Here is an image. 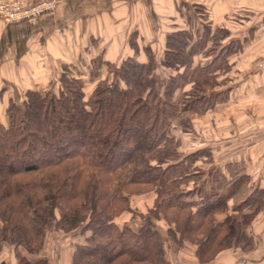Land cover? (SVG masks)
<instances>
[{"label": "trees", "instance_id": "1", "mask_svg": "<svg viewBox=\"0 0 264 264\" xmlns=\"http://www.w3.org/2000/svg\"><path fill=\"white\" fill-rule=\"evenodd\" d=\"M132 35L129 46L137 55ZM194 38L186 29L165 35L159 62L151 45L142 47L146 61L90 60L85 66L95 85L89 96L79 74L66 76L70 68L63 65L57 91L28 90L21 105L8 101L6 125L0 121V248L12 247L17 264H32L18 249L41 252L52 224L57 233L88 234L72 264H171L153 223L160 220L178 246H197L203 264L232 247H252L246 230L264 207V190L219 221L248 176L224 177L223 184L210 173L208 191L207 181L200 182L204 173L194 167L200 155L183 156L171 135L172 126L193 128L185 115L215 96L207 95L217 85L214 61L194 66L209 40ZM100 64L112 78L99 79ZM158 66L175 72L165 86L157 81ZM188 85L178 106L176 89ZM147 192L155 194L152 208L132 212L129 198ZM124 212L141 219L139 227L118 226Z\"/></svg>", "mask_w": 264, "mask_h": 264}, {"label": "rangeland", "instance_id": "2", "mask_svg": "<svg viewBox=\"0 0 264 264\" xmlns=\"http://www.w3.org/2000/svg\"><path fill=\"white\" fill-rule=\"evenodd\" d=\"M161 1L162 3L155 8V12L164 14L163 17L167 23L162 24L160 21L156 25L158 22L156 19L154 26L161 28L151 31V37L146 40V43L151 42L156 60L159 62L162 56L165 35L186 29L193 32L195 36L193 43L199 40L203 42L202 39L209 40L206 47L202 48L201 54L195 57L194 66L198 64L206 66L213 60V66L218 68L215 73L217 85L214 90L207 92V95H210L214 91L215 96L209 97L208 102L202 107H197V113L190 111L185 115V118L191 120L193 128L183 131L180 128L175 130L172 126L171 135H174L175 142L180 144L179 150L183 156L194 153L200 155L194 167L204 173L200 182L204 179L207 181L208 191L211 190L210 173L216 175L219 182L223 184L224 177L231 180L243 175L248 176L246 186L243 185L229 202L230 209L226 215L233 214V208L243 203L251 193L259 189L264 190V103H262L264 102V79L259 74L264 70V62L258 59L260 52L264 51V29L257 30L255 27L247 30L243 27L251 17L253 24H264V14H244L241 10L228 14V0ZM253 24L251 26H254ZM92 45L91 52L84 55L86 62L88 58L96 56ZM85 61L79 63L75 60L66 64L65 66L70 68L66 76L79 74L84 82V93L89 96L95 82L89 78ZM101 65H99L101 67L99 79L101 73L104 75L105 72L106 78L111 77L110 71ZM251 71L254 72L253 75ZM156 72L157 81L161 86L167 85L170 81L168 76L175 73L171 70H161L159 66ZM43 73L44 77L38 79L40 83L38 91L42 93L57 91L62 86L63 70L60 64L48 68L47 72ZM176 84L180 86L179 80ZM190 89V85L176 89L174 100L178 102V106L183 103L184 94H187ZM10 93L8 98L17 105H21L24 99L22 90L11 89ZM2 106L0 121L6 125L7 106L4 104ZM192 184L193 182L189 185L193 186ZM226 192L225 189L224 193ZM154 199V192L131 196L129 207L132 212L145 214L149 208H152ZM263 212L264 207L258 211L246 230L252 239L251 248L245 250L232 247L228 253L222 251L215 260L204 264H235L246 258V253H254L256 249L258 250L259 244L264 241L259 234L260 225H264V221L259 220ZM219 215L223 216V214ZM131 219H134L133 223ZM115 221L118 226L125 222L131 223L133 229L139 227L141 223V219L132 217V214L128 212L122 213ZM153 223L163 240L164 252L171 264H203L196 256V245L185 242L184 245L178 246L169 238V224L163 220ZM87 235L79 229L69 234L57 233L52 224L47 230L44 247L38 253L40 257L38 261L46 259L47 264H72L76 245H81ZM221 253L222 257L218 259Z\"/></svg>", "mask_w": 264, "mask_h": 264}, {"label": "crops", "instance_id": "3", "mask_svg": "<svg viewBox=\"0 0 264 264\" xmlns=\"http://www.w3.org/2000/svg\"><path fill=\"white\" fill-rule=\"evenodd\" d=\"M161 3V0H58L53 13L40 16L34 24H8L0 20V110L3 104L7 106L11 89H21L22 94L37 90L40 87L38 79L44 77L43 72H47L48 68L56 64L62 67L75 60L84 62V55L91 52L92 43L96 56L88 58V63L97 57L115 64L128 57L146 61L142 47L151 45V42L146 43L151 31L161 28L154 26L156 19V25L160 21L167 23L164 14L155 12ZM228 3V14L238 10L244 14H264V0H228ZM252 24L251 17L243 27L247 30L255 27L257 30L264 29V24ZM133 33L140 48L137 55L129 46ZM263 57L264 51L260 52L258 59L264 62ZM259 74L264 79V70ZM105 77L106 72L104 75L101 73L100 79ZM226 216L219 215L217 219L222 221ZM259 217L260 221H264V212ZM259 234L264 240V225H260ZM18 252L32 264L40 258L38 253L29 254L22 249ZM0 264H17L12 247L2 245ZM235 264H264V241L259 244L258 250L246 253V258Z\"/></svg>", "mask_w": 264, "mask_h": 264}, {"label": "built area", "instance_id": "4", "mask_svg": "<svg viewBox=\"0 0 264 264\" xmlns=\"http://www.w3.org/2000/svg\"><path fill=\"white\" fill-rule=\"evenodd\" d=\"M58 0H0V20L4 23L34 24L44 14H51Z\"/></svg>", "mask_w": 264, "mask_h": 264}]
</instances>
